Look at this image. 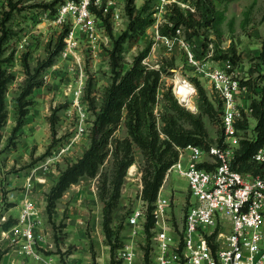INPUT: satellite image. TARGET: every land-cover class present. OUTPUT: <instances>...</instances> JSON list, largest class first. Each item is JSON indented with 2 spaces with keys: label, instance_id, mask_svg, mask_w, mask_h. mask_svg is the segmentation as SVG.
Segmentation results:
<instances>
[{
  "label": "rangeland",
  "instance_id": "obj_1",
  "mask_svg": "<svg viewBox=\"0 0 264 264\" xmlns=\"http://www.w3.org/2000/svg\"><path fill=\"white\" fill-rule=\"evenodd\" d=\"M145 1L136 0L137 7L142 6ZM53 2L54 0H19L8 23L14 30L8 52H14L10 69L14 71L16 78L7 91L8 119L0 140V259H20L21 264H44L43 260H37L22 252V238L20 241L12 233H3L4 230L7 231L3 224L9 219L15 220L12 226L18 224L25 201L30 199L35 205L30 220L38 232L39 248L44 255L54 256L56 264H112V257L119 264V250L128 242H134L140 252L135 264H146L144 252L147 245L151 248L150 264H155L152 255L153 235L148 238L146 231L144 233L142 230L140 235L133 236L132 227L128 224V217L135 208L141 206L147 210V203L142 198L144 155L138 146L134 148L135 162L128 169L119 205L113 214V241L117 234L119 238L115 242L120 244L114 256L109 238L103 229L104 203L99 195L102 177L112 173L111 156L97 176H82L77 183L72 184L57 200L51 216L47 211V193L50 188L61 171L78 160L89 146L94 119L89 97L94 98L97 105H100L106 88L112 81V38L127 28L129 16L126 12V0H119L108 10H101L103 18L97 13L98 28L94 35L90 36L76 27V45L68 49L66 43L55 63L44 72V84L34 89L26 123L17 133H12L17 120L16 98L26 77L22 64L23 54L28 53L31 65L36 66L47 57L61 33L69 26L72 27L70 22L62 26L55 21L53 9L60 0L51 5ZM214 3L220 18L212 26L201 27L190 42L185 39L183 30L176 42L171 43L164 37H158L153 23L139 37L125 44V68L132 64L137 54L151 44V50L144 62L163 69L155 107L159 127L163 125L161 114L170 110L166 98L168 93L187 110L200 113L198 91L193 102L188 105L181 103L176 94V91L179 97L184 94L178 85L180 80L194 82V78H198L187 60V49L181 39L189 43L200 58L211 65L237 70L243 80L264 83V60L259 56L264 43V0H216ZM48 8L51 13H46ZM6 10H10V5L0 0V18ZM226 52L231 55L235 52L237 62L229 58H219ZM200 81L209 98L217 105L215 100L219 97L210 83L204 78ZM56 110L58 121L54 137L51 116ZM218 117L203 114L214 142L222 129L221 112L220 120ZM249 120L250 126L243 134L253 132L256 120L252 116ZM185 124L189 125L188 122ZM127 134L125 122H122L115 137L123 138ZM187 191L188 180L175 171L167 179L165 176L159 191L170 203L169 223L178 233L186 212Z\"/></svg>",
  "mask_w": 264,
  "mask_h": 264
},
{
  "label": "trees",
  "instance_id": "obj_2",
  "mask_svg": "<svg viewBox=\"0 0 264 264\" xmlns=\"http://www.w3.org/2000/svg\"><path fill=\"white\" fill-rule=\"evenodd\" d=\"M7 1L10 10L3 11L0 18V140L2 130L8 119L7 91L9 85L16 78V74L10 69L14 60V52H8V44L14 35V30L8 23L13 17L19 0ZM57 1L54 0L51 5ZM215 1L197 0L195 12L190 10L185 12L179 6L172 5L169 14H167L169 22L160 26V34L175 38L177 29L181 28L184 31L185 39L189 42L192 41L201 27L212 26L214 21L218 17L220 18ZM155 2L156 0H146L142 6L137 7L136 0H126V12L129 16L127 28L112 38L113 46L110 50L112 81L107 86L100 105H97L95 99L88 95L89 106L94 111L89 146L78 160L68 164L61 171L57 181L47 193V211L51 216L57 200L64 195L68 188L77 183L82 176H97L106 160L111 156L113 158L112 173L110 176L105 174L102 177L99 195L104 203L103 229L111 243L112 256L115 255L117 247L120 246L118 242H115L119 238L117 234L115 241H113L115 233L112 228L113 214L119 205L122 186L128 169L135 162V146H138L144 155L142 198L147 203L145 231L147 237L150 238L152 236L151 228L155 222V202L164 183L167 170L179 157L178 147L192 144L205 149L209 148L212 143H215V140L210 137L203 114H208L210 117L219 116L220 120V112L222 111L221 100H215L216 105L209 98L200 79L195 77L194 82L200 100V113L195 114L187 110L173 95L168 93L166 98L170 110L161 114L163 125L159 127L155 107L158 103L163 69L144 62L151 50V44H148L134 57L128 68L124 66L125 44L129 40L139 37L148 26L154 23L155 17H153L152 9ZM56 10L57 8L53 9L54 12ZM95 10L103 18L102 11ZM108 28L111 30L109 24ZM65 30L61 33L53 49L49 50L47 57L39 61L36 66L31 65L28 53L23 54L22 64L26 77L16 98L17 120L12 130L13 134L17 133L26 123V116L33 102L31 97L34 89L44 84V72L55 63L56 57L63 50ZM232 49L235 50L234 47ZM259 56L264 60V43ZM219 58H229L237 62L235 52L232 55L226 52ZM246 83L249 84L252 91L251 116L256 120V123L253 132L251 134L245 133V137L241 139L234 165L244 173L264 174V162L257 163L253 160L255 152L264 145V83L251 79ZM249 119L244 112L243 119L237 124L243 130L242 132L249 128ZM57 121L56 110L51 116V128L54 137L57 133ZM122 122H125L128 134L123 138H117L115 133ZM185 122H188L189 125H186ZM217 141L223 142L222 129ZM14 222L15 220L9 219L3 224V227L9 229ZM112 259V264H116L117 261L114 257ZM145 261L146 264H150V245L145 247Z\"/></svg>",
  "mask_w": 264,
  "mask_h": 264
},
{
  "label": "built area",
  "instance_id": "obj_3",
  "mask_svg": "<svg viewBox=\"0 0 264 264\" xmlns=\"http://www.w3.org/2000/svg\"><path fill=\"white\" fill-rule=\"evenodd\" d=\"M2 1L8 4L7 0ZM117 1L60 0L53 16L60 25L70 22L72 26L65 30L68 49L76 45V27L94 35L98 28L95 9L108 10ZM196 1L156 0L153 14L158 37L171 43L178 41L181 28L177 29L175 38H169L159 33V26L169 22L165 15L172 5L185 12L196 11ZM49 12L52 11L48 8L46 13ZM180 41L187 49V60L195 75L206 79L222 102L223 142L212 143L207 149L192 144L178 147L179 157L167 170L166 179L175 171L188 180L187 207L178 233L169 223L170 203L159 193L151 228L155 264H264V174L244 173L234 165L240 141L245 137L237 124L243 119L244 112L249 118L252 113V91L246 83L249 79L243 80L237 70L211 65L200 58L184 39ZM182 81L191 88L193 102L197 92L195 82ZM176 94L181 103L188 105L177 91ZM253 160L264 162V145L255 152ZM34 211V203L26 199L18 224L3 233H12L20 241L22 238V252L25 254L43 260L44 264H56L54 256L44 255L39 248L38 232L30 220ZM146 221L147 210L141 206L135 208L128 217L133 236L140 235L142 230L145 233ZM139 254L135 243L128 242L119 250V264H135Z\"/></svg>",
  "mask_w": 264,
  "mask_h": 264
},
{
  "label": "bare ground",
  "instance_id": "obj_4",
  "mask_svg": "<svg viewBox=\"0 0 264 264\" xmlns=\"http://www.w3.org/2000/svg\"><path fill=\"white\" fill-rule=\"evenodd\" d=\"M178 83V85H180L179 88L183 90L181 92L184 93L180 94L181 100L185 101V104H189L192 101L191 88L186 82H183L182 80H180Z\"/></svg>",
  "mask_w": 264,
  "mask_h": 264
},
{
  "label": "crops",
  "instance_id": "obj_5",
  "mask_svg": "<svg viewBox=\"0 0 264 264\" xmlns=\"http://www.w3.org/2000/svg\"><path fill=\"white\" fill-rule=\"evenodd\" d=\"M0 264H21V260L20 259H17L16 261H13V260H10V261L9 260H6V261H4L3 259L2 260L0 259Z\"/></svg>",
  "mask_w": 264,
  "mask_h": 264
}]
</instances>
